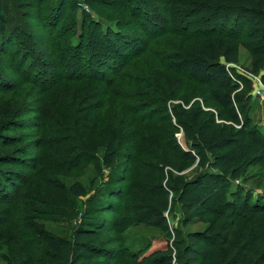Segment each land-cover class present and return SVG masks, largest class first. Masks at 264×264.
<instances>
[{
    "label": "rangeland",
    "instance_id": "1",
    "mask_svg": "<svg viewBox=\"0 0 264 264\" xmlns=\"http://www.w3.org/2000/svg\"><path fill=\"white\" fill-rule=\"evenodd\" d=\"M197 4L0 0V264H61L42 234L69 247L80 226L93 227L96 244L104 243V250L88 251L91 264H160L174 248V229L204 230L207 223L200 219L183 225L174 192L163 216L145 207L152 189L167 186L170 172L186 181L215 171L171 149L173 137L191 147L185 131L174 125L185 112L202 113L211 136L233 135L239 150L263 155L250 159L242 177L228 173L213 181L212 194L228 198L243 187L252 202L264 201V102L254 95L251 80L264 84L263 58L244 41L227 64L247 86L233 93L250 97L246 127L244 116L242 125L235 123L218 104L211 82L192 78L171 61L195 42L180 34L181 27L166 30L165 21L192 13ZM100 55L111 65L100 67L106 60ZM97 63L108 72L104 80L87 78ZM80 74L87 77L79 80ZM111 143L115 153L109 156ZM168 161L182 164L183 171ZM140 194L143 206L126 211V203Z\"/></svg>",
    "mask_w": 264,
    "mask_h": 264
},
{
    "label": "trees",
    "instance_id": "2",
    "mask_svg": "<svg viewBox=\"0 0 264 264\" xmlns=\"http://www.w3.org/2000/svg\"><path fill=\"white\" fill-rule=\"evenodd\" d=\"M197 3L192 13H184L170 23L165 21L166 30L171 26L181 27L184 32L180 34L195 42L187 52L174 54L171 61L192 78L211 82L215 100L228 110L231 120L242 125L240 118L244 116L243 125L250 127L245 104L250 97L245 99L240 94L233 95L236 91L243 92L247 86L244 83L241 89L242 78L234 77L227 64L236 60V45L244 41L252 53L263 58L264 64V0H197ZM201 14L206 15L194 22L187 20ZM223 17L225 20L222 23ZM116 51L113 50L114 53ZM99 58L106 59L100 67L111 65L110 59L101 55ZM98 66V63L97 67L94 65L95 74L89 77L80 74L78 79L97 77L104 80L108 72ZM110 73H114L111 68ZM201 115L185 112L174 124L185 131L190 149L183 148L175 137L170 138L169 142L171 149L184 161L199 158L203 163L208 162L215 171L208 170L186 181L175 179L173 172H170L164 178L167 186L152 189L155 195L149 196L145 207L154 215L163 216L169 209V193L174 192L181 204L183 225L200 219L207 223V227L187 234L179 228L174 229V248H169L160 264H173L175 261L178 264H264V201L256 199L252 202L253 196L243 187L231 190L228 198L212 194L211 191L213 181L225 178L228 173L233 179L242 177L250 159L263 155L258 156L257 150L250 148L239 150L241 142L233 135L211 136L206 122L200 120ZM251 130L255 131L253 128ZM227 148H231L232 152H223ZM113 153L115 148L111 143L107 155ZM168 164L174 170L184 169L182 164L173 161H168ZM113 188L111 185L110 189ZM144 201L142 194L137 195L135 202L126 203V211H133L136 205L143 206ZM132 217H136V214ZM237 224L244 226L235 230ZM41 239L48 242L59 255L61 264H79L81 261L82 264H91L89 261L93 253L105 249L104 243L96 244L97 232L89 226L76 229L69 247L61 246L58 239H50L46 233L42 234ZM88 251H93L92 255Z\"/></svg>",
    "mask_w": 264,
    "mask_h": 264
},
{
    "label": "built area",
    "instance_id": "3",
    "mask_svg": "<svg viewBox=\"0 0 264 264\" xmlns=\"http://www.w3.org/2000/svg\"><path fill=\"white\" fill-rule=\"evenodd\" d=\"M230 67V66H229ZM251 80L253 81V93L256 95L262 102H264V84L261 80L257 81L254 76H251ZM241 89L244 88L243 83L240 82Z\"/></svg>",
    "mask_w": 264,
    "mask_h": 264
}]
</instances>
